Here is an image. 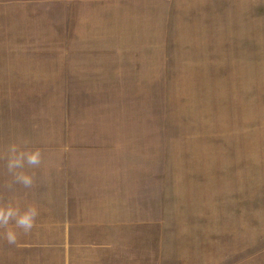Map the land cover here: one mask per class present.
I'll return each mask as SVG.
<instances>
[{"label": "rangeland", "instance_id": "rangeland-1", "mask_svg": "<svg viewBox=\"0 0 264 264\" xmlns=\"http://www.w3.org/2000/svg\"><path fill=\"white\" fill-rule=\"evenodd\" d=\"M24 140L40 216L0 264H264V0H0Z\"/></svg>", "mask_w": 264, "mask_h": 264}, {"label": "clouds", "instance_id": "clouds-1", "mask_svg": "<svg viewBox=\"0 0 264 264\" xmlns=\"http://www.w3.org/2000/svg\"><path fill=\"white\" fill-rule=\"evenodd\" d=\"M28 141L9 143L0 153L7 177L0 185V239L9 246H18L19 236H28L36 227L40 209L35 203H22L17 185L31 189L35 183V172L43 161V150L28 147ZM7 194V195H5Z\"/></svg>", "mask_w": 264, "mask_h": 264}]
</instances>
